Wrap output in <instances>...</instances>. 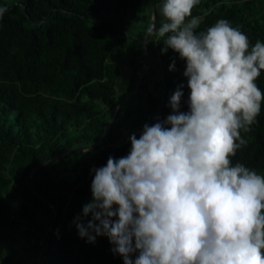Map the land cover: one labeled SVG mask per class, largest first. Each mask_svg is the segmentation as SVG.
I'll return each mask as SVG.
<instances>
[{
	"label": "trees",
	"instance_id": "1",
	"mask_svg": "<svg viewBox=\"0 0 264 264\" xmlns=\"http://www.w3.org/2000/svg\"><path fill=\"white\" fill-rule=\"evenodd\" d=\"M154 1L0 0V7L8 9L0 17V264H14L22 255L29 263L38 244V251L46 245L45 264H123L122 257L111 252L107 237L86 243L72 221L91 200V169L104 166L109 155L126 156L128 136L135 133L139 138L145 123L164 119L171 112L169 98L181 83V110H188L185 62L178 53H162L163 44L151 35L150 56L155 54L162 64L161 78L152 79L150 64L135 95L141 92L142 98L122 104L95 148H74L90 146L104 133L117 103L134 90L144 72L143 41L136 39L137 48H130L125 31L130 20L147 11L141 15L145 36ZM254 4L255 0H199L192 9L201 21L197 31L226 19L247 34L250 46L258 39L264 43V12L253 15ZM161 7L162 3L156 6L157 29L164 20ZM120 50L141 59L130 62L131 83L117 98L121 67L110 56ZM173 60L175 70L170 71ZM255 82L264 95V70ZM256 119L250 132L241 130L249 143L230 160L264 177V99ZM54 212L52 228L42 239ZM90 218L91 214L84 221ZM12 243L23 244L22 255Z\"/></svg>",
	"mask_w": 264,
	"mask_h": 264
},
{
	"label": "clouds",
	"instance_id": "2",
	"mask_svg": "<svg viewBox=\"0 0 264 264\" xmlns=\"http://www.w3.org/2000/svg\"><path fill=\"white\" fill-rule=\"evenodd\" d=\"M198 3L163 0L164 20L147 28L185 62L188 110L181 83L171 112L128 136L126 156L91 169V200L72 221L86 243L107 237L123 264H264V177L230 160L261 111L264 43L226 19L197 31Z\"/></svg>",
	"mask_w": 264,
	"mask_h": 264
},
{
	"label": "rangeland",
	"instance_id": "3",
	"mask_svg": "<svg viewBox=\"0 0 264 264\" xmlns=\"http://www.w3.org/2000/svg\"><path fill=\"white\" fill-rule=\"evenodd\" d=\"M264 12V0H255V4L253 5V15L262 13ZM147 13V11H144L142 13H139L135 18H133L128 26V30L125 31L127 34L126 37L127 39V45L132 48L135 46L137 48L138 42L136 39H142L144 36L141 32L144 30V22L141 20V15ZM134 47V48H135ZM155 51V47H153ZM156 53V51H155ZM139 56H127L123 53L122 50L120 51H115L112 53L110 56V59L117 63L121 67V73H120V78L116 81V97L119 98L122 93L126 92L128 90V87L131 83V73L132 68L130 66V62L139 61ZM141 59V58H140ZM143 61V60H142ZM151 71L153 73V80H158L161 78L162 74V64L160 61L157 59L156 55L151 53ZM138 63V62H137ZM143 74V73H142ZM141 74V75H142ZM135 84V83H134ZM142 98V93L140 92V96H134L131 98L132 100L129 101V103H135L137 100ZM12 246L15 248L17 253L19 255L23 254V244L22 243H12ZM46 245L42 247L40 251H38L37 256L32 264H45V259H46ZM28 263L27 257L24 255L21 256L17 262L14 264H30Z\"/></svg>",
	"mask_w": 264,
	"mask_h": 264
},
{
	"label": "water",
	"instance_id": "4",
	"mask_svg": "<svg viewBox=\"0 0 264 264\" xmlns=\"http://www.w3.org/2000/svg\"><path fill=\"white\" fill-rule=\"evenodd\" d=\"M160 3H163V0H156V1H154L152 3V5H151V18H150V21H149L148 26L150 24L154 23L155 18H156V6L158 4H160ZM148 26H147V28H148ZM149 38H150V36H149V34L147 33V30H146L145 36L142 38V41H143V44H144V47H145V51H146L147 64H146V67H145V70H144L143 74L136 81L134 90L132 92L126 94L123 98H121L119 100V102L117 103L114 111L112 112V114H111V116H110V118H109V120L107 122V126H106V129H105L104 133L94 143H92L90 146H86V147H76V148H74V150H82V151L87 152V151L95 148L97 145H99L102 142V140L104 139L105 135L107 134V132L109 130V127H110V125H111L114 117L116 116L118 110L122 106V104L126 100L134 97L137 94L138 89H139V86L142 83V81L144 80V78L146 77V75H147V73L149 71L150 64H151V56H150V51H149V46H148ZM71 150L72 149H69L67 151H64V152H62V153L54 156L50 160H47V161L43 162L42 164H39L37 167H40V166L48 163V161H52L54 159H58V158L62 157L63 155H66L67 153L71 152ZM29 182H30V178H29ZM55 216H56V213L54 212L53 217H52V220H51V226L44 232V234L42 235V239L45 237V235L49 231V229L52 228V225H53ZM39 246H40V244H38V246L36 248V251H35V253H34V255H33L32 259H31V263L30 264H32L34 262V260H35V258L37 256V253H38Z\"/></svg>",
	"mask_w": 264,
	"mask_h": 264
}]
</instances>
